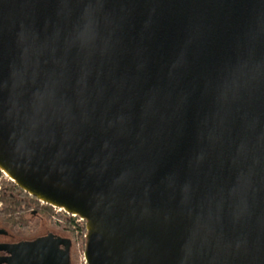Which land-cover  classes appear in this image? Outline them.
Instances as JSON below:
<instances>
[{
    "label": "water",
    "instance_id": "1",
    "mask_svg": "<svg viewBox=\"0 0 264 264\" xmlns=\"http://www.w3.org/2000/svg\"><path fill=\"white\" fill-rule=\"evenodd\" d=\"M0 171L86 264H264V0H0Z\"/></svg>",
    "mask_w": 264,
    "mask_h": 264
},
{
    "label": "flooded vegetation",
    "instance_id": "2",
    "mask_svg": "<svg viewBox=\"0 0 264 264\" xmlns=\"http://www.w3.org/2000/svg\"><path fill=\"white\" fill-rule=\"evenodd\" d=\"M25 191L0 193V264H30L32 242L44 240L42 264H80L72 219Z\"/></svg>",
    "mask_w": 264,
    "mask_h": 264
},
{
    "label": "built area",
    "instance_id": "3",
    "mask_svg": "<svg viewBox=\"0 0 264 264\" xmlns=\"http://www.w3.org/2000/svg\"><path fill=\"white\" fill-rule=\"evenodd\" d=\"M3 179H8L7 176L2 172L0 171V185H1V181ZM9 180V179H8ZM0 189H1V186H0ZM54 209L57 211V212H61L62 215H63V218L62 220L63 221H66V218H69V219H72L74 220L73 221V224H74V228H75V234H76V237L78 236V227L79 225H82L81 226V230H80V234L84 233V231H82V229L85 227L84 223L82 222V220L77 217V216H74L70 213H67L66 211H64L63 209L59 208V207H54ZM79 261H80V264H86V261H85V258H84V250L82 252L79 253Z\"/></svg>",
    "mask_w": 264,
    "mask_h": 264
},
{
    "label": "rangeland",
    "instance_id": "4",
    "mask_svg": "<svg viewBox=\"0 0 264 264\" xmlns=\"http://www.w3.org/2000/svg\"><path fill=\"white\" fill-rule=\"evenodd\" d=\"M11 181L10 180H8V179H3L2 181H1V189H0V193H2L3 191H5V190H11L12 188L10 187L11 186ZM15 185V184H14ZM17 189H19V190H21L19 187L17 188ZM23 191V190H22ZM53 209H54V207H53ZM83 222V221H82ZM84 223V222H83ZM81 226L82 225H79V227H78V231H79V233H78V236L76 237V249H77V255L79 256L80 254V252H82L83 250H84V247H85V233H86V231H85V227L82 229V231H84V233H82V234H80V230H81Z\"/></svg>",
    "mask_w": 264,
    "mask_h": 264
},
{
    "label": "trees",
    "instance_id": "5",
    "mask_svg": "<svg viewBox=\"0 0 264 264\" xmlns=\"http://www.w3.org/2000/svg\"><path fill=\"white\" fill-rule=\"evenodd\" d=\"M10 184H11V186H10L11 188H12V187H16V188H18V187H17L16 185H14L12 182H11Z\"/></svg>",
    "mask_w": 264,
    "mask_h": 264
}]
</instances>
